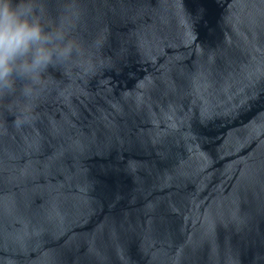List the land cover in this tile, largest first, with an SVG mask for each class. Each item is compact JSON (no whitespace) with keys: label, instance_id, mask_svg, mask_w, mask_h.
<instances>
[{"label":"water","instance_id":"obj_1","mask_svg":"<svg viewBox=\"0 0 264 264\" xmlns=\"http://www.w3.org/2000/svg\"><path fill=\"white\" fill-rule=\"evenodd\" d=\"M40 2L83 55L0 99V264H264V0Z\"/></svg>","mask_w":264,"mask_h":264},{"label":"clouds","instance_id":"obj_2","mask_svg":"<svg viewBox=\"0 0 264 264\" xmlns=\"http://www.w3.org/2000/svg\"><path fill=\"white\" fill-rule=\"evenodd\" d=\"M82 55L63 24L46 22L40 0H0V99L33 101L51 69Z\"/></svg>","mask_w":264,"mask_h":264}]
</instances>
